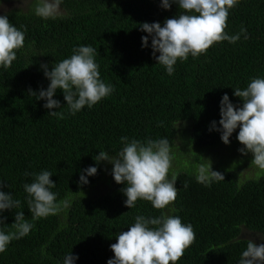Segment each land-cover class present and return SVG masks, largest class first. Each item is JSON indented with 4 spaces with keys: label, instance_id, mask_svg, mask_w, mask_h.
<instances>
[{
    "label": "trees",
    "instance_id": "1",
    "mask_svg": "<svg viewBox=\"0 0 264 264\" xmlns=\"http://www.w3.org/2000/svg\"><path fill=\"white\" fill-rule=\"evenodd\" d=\"M36 3L27 11L3 14L24 32L25 40L11 67L0 66V190L21 201L18 208L3 212L0 231H14L16 211H23L33 227L0 253V264H63L68 254L78 257L73 264H107L114 258L110 245L136 216L161 215L145 200L129 209L122 191L126 184L110 176L113 164L95 160L101 151L114 156L122 150L121 137L128 142L169 141V179L178 176V194L162 211L180 217L195 232L194 243L176 264H239L248 243L243 230L264 236V172L257 175L251 153H240L239 128L228 144L216 129L221 128L222 97L227 94L238 108L242 100L234 89L264 78V0H240L229 10L225 31L235 35L243 27L247 39L242 34L236 43H216L203 55L178 60L172 75L157 64L152 38L140 25L163 26L180 13L178 4L164 9L161 0H62L64 14L43 19L34 13ZM143 36L149 37L147 47L142 46ZM80 46L96 49L100 79L114 91L72 115L58 89L53 99L62 108L46 109L47 101L29 90L37 95L46 90L50 81L45 70ZM49 111H60L64 118ZM210 164L224 180L205 186L196 176L201 165ZM90 166L97 167L93 176L84 171ZM245 167L253 169L252 176L244 177ZM45 170L56 183L50 190L57 202L67 197L72 203L57 215L33 220L24 185L34 177L24 173ZM81 174L87 184L80 183ZM98 188L103 190L99 195L82 196Z\"/></svg>",
    "mask_w": 264,
    "mask_h": 264
},
{
    "label": "clouds",
    "instance_id": "2",
    "mask_svg": "<svg viewBox=\"0 0 264 264\" xmlns=\"http://www.w3.org/2000/svg\"><path fill=\"white\" fill-rule=\"evenodd\" d=\"M240 0H161L164 9H170L173 3L178 4L180 13L176 18L166 19L160 23H142L140 29L151 36L153 57L157 64L166 68L172 75L178 60L186 61L191 55L196 58L205 54L216 43L228 41L236 43L243 34L247 39L246 29L240 33L229 35L225 30L229 10L236 7ZM62 0H37L34 7L36 16L43 19H56L60 12ZM148 36H143L142 46H148ZM25 35L10 23L7 15H0V66L7 69L17 58L16 51L24 46ZM159 53L156 56V53ZM96 49L91 46H80L73 50L70 58L63 59L45 70L50 81L46 90L38 95L29 90V94L37 99H44L46 109H61L58 100L53 99L58 89L63 91L67 107L75 115L85 106L92 108L103 98L109 96L114 88L100 79L99 65L95 62ZM47 69V65H43ZM234 95L242 100V106H234L225 94L221 100L219 124L221 140L228 144L230 136L239 128L237 139L244 147L239 151L243 155L252 154L251 163L264 171V78H253L247 87L234 89ZM48 114L63 119L60 111H49ZM215 128V122H213ZM124 147L116 155L99 152L97 162L108 161L113 164L112 174L117 184H126L122 189L127 197L125 204L130 209L138 200L151 203L156 210H161L159 217L138 215L135 223L128 231L116 236L117 242L110 245L114 258L107 264H176L185 250L195 241V232L191 224L185 225L178 216H168L162 210L175 202L178 190L175 187L178 176L173 174L169 179L172 167L169 141L165 139L141 142L121 137ZM87 176L97 173V167L84 170ZM32 175L34 180L24 185L28 194V209L33 220L57 215L70 208L71 199L65 198L57 202V196L50 189L56 186L50 177L52 173L45 170L40 173H24ZM196 179L209 186L213 181L224 180V176L213 171L210 166L201 165ZM80 183L87 184L84 174ZM0 182V189L3 188ZM187 187V184H183ZM21 201L13 199L11 193L0 190V224H4L5 210L16 209ZM14 231H0V253L6 251L13 240L27 236L33 225L25 219L23 211L15 212V222L11 224ZM78 257L68 254L63 264H73ZM239 264H264V244L257 245L248 240L246 250L241 254Z\"/></svg>",
    "mask_w": 264,
    "mask_h": 264
},
{
    "label": "rangeland",
    "instance_id": "3",
    "mask_svg": "<svg viewBox=\"0 0 264 264\" xmlns=\"http://www.w3.org/2000/svg\"><path fill=\"white\" fill-rule=\"evenodd\" d=\"M33 2L34 0L0 1V15L6 14L11 11H15V10L27 11L28 9H30ZM60 12H61V15L64 14L61 7H60ZM170 154L172 156L173 152L171 151ZM253 168L256 170V172L258 171L256 167H253ZM252 171L253 169L251 170L248 167H245L244 177L252 176L253 174ZM263 172L264 171L259 170L257 175L261 176ZM110 176H113V174L112 175L110 174ZM102 192L103 190L98 188L96 192H94V190L92 192L85 191L82 193V196L89 198L90 196H93L96 194L99 195V193H102ZM242 238L247 239V240L251 239L257 245L264 244V236L262 234L251 232L249 230H243Z\"/></svg>",
    "mask_w": 264,
    "mask_h": 264
}]
</instances>
